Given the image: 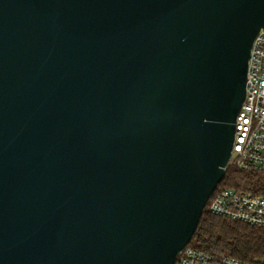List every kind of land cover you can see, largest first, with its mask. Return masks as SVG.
<instances>
[{
	"label": "water",
	"instance_id": "1",
	"mask_svg": "<svg viewBox=\"0 0 264 264\" xmlns=\"http://www.w3.org/2000/svg\"><path fill=\"white\" fill-rule=\"evenodd\" d=\"M263 28L264 0H0V264H175Z\"/></svg>",
	"mask_w": 264,
	"mask_h": 264
},
{
	"label": "built area",
	"instance_id": "2",
	"mask_svg": "<svg viewBox=\"0 0 264 264\" xmlns=\"http://www.w3.org/2000/svg\"><path fill=\"white\" fill-rule=\"evenodd\" d=\"M239 170L264 178V28L256 37L249 60L247 95L237 120L230 159ZM207 209L216 217L264 229V195L229 187L219 188ZM175 264H256L230 256H216L188 245Z\"/></svg>",
	"mask_w": 264,
	"mask_h": 264
},
{
	"label": "trees",
	"instance_id": "3",
	"mask_svg": "<svg viewBox=\"0 0 264 264\" xmlns=\"http://www.w3.org/2000/svg\"><path fill=\"white\" fill-rule=\"evenodd\" d=\"M264 195V178L230 164L219 188ZM216 256L264 264V229L216 217L206 208L189 244Z\"/></svg>",
	"mask_w": 264,
	"mask_h": 264
}]
</instances>
